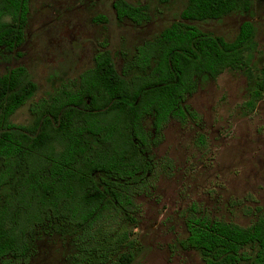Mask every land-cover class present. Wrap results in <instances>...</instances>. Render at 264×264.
<instances>
[{
    "label": "trees",
    "instance_id": "1",
    "mask_svg": "<svg viewBox=\"0 0 264 264\" xmlns=\"http://www.w3.org/2000/svg\"><path fill=\"white\" fill-rule=\"evenodd\" d=\"M30 1L0 0V47L7 51L25 40ZM255 2L264 0H186L178 19L132 54L122 53L119 68L105 41L92 66L49 98L32 100L37 84L24 66L0 74V264H27L38 237L52 233L72 237L74 264H144L120 250L130 242L125 228L96 225L113 211L134 221L132 197L154 173L152 148L162 130L171 120L199 121L186 100L201 78L243 71L241 108L255 110L264 64H251L253 22L244 20L232 39L196 24L246 14ZM113 8L118 20L150 19L144 5L114 0ZM25 104L30 121L14 123ZM257 210L250 224L240 225L194 208L179 245L205 264H264V210Z\"/></svg>",
    "mask_w": 264,
    "mask_h": 264
},
{
    "label": "rangeland",
    "instance_id": "2",
    "mask_svg": "<svg viewBox=\"0 0 264 264\" xmlns=\"http://www.w3.org/2000/svg\"><path fill=\"white\" fill-rule=\"evenodd\" d=\"M126 1L146 6L150 19L138 25L118 20L114 0H31L24 42L13 51L0 47V74L24 66L37 84L32 100L49 98L59 85L92 66L99 44L107 42L119 68L122 53L132 54L178 19L186 3ZM244 20L255 26L251 64L259 67L264 64V3L255 2L246 14L196 24L232 39ZM246 97L247 78L241 70L201 78L186 100L199 121L181 125L171 120L162 130V140L152 148L154 173L132 197L137 206L132 210L134 221L113 211L96 225L126 229L130 242L120 250L133 251V263L205 264L197 251L179 245L194 208L240 225L250 224L258 208L264 210V92L252 113L241 108ZM11 120L28 123V104ZM145 126L151 129L150 120ZM72 240L57 233L40 235L27 264H74Z\"/></svg>",
    "mask_w": 264,
    "mask_h": 264
}]
</instances>
